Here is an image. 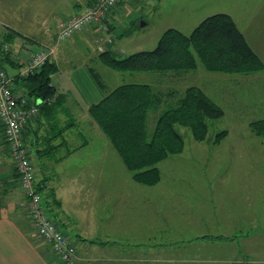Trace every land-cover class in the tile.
<instances>
[{"label": "crops", "instance_id": "1", "mask_svg": "<svg viewBox=\"0 0 264 264\" xmlns=\"http://www.w3.org/2000/svg\"><path fill=\"white\" fill-rule=\"evenodd\" d=\"M87 4L88 0H0V31L12 29L17 38L23 36L30 44L52 40L58 22L83 11ZM259 8L242 27L229 14L264 62V6ZM114 11L103 20L111 29L116 22ZM102 27L93 24L82 33L99 34ZM105 47L111 49L110 44ZM261 73L264 70L255 72V79ZM54 75L52 82L61 100L29 119L22 136L35 184L42 185L43 202L77 248L78 258L70 264H257V259L240 260L239 235L258 233L263 236L264 264V210L256 212L252 184L256 176L248 172V167L256 170L255 164L232 163L214 172L211 181H172L187 188L184 194L172 184L161 189L159 183L143 186L130 180H119L116 185L100 181L110 148L87 108L104 93L86 99L68 78L70 74L55 80ZM245 77L233 80H247ZM247 89L250 100L264 107V85ZM224 91H229L228 87ZM79 118L97 127L94 134L105 137L96 152H91L85 141L79 144L73 130ZM240 186L246 193L245 204H238L235 195ZM48 189L53 192L50 196ZM0 195V264H67L52 255L48 243L36 238L27 199L2 140ZM257 218H262V225H257Z\"/></svg>", "mask_w": 264, "mask_h": 264}, {"label": "rangeland", "instance_id": "2", "mask_svg": "<svg viewBox=\"0 0 264 264\" xmlns=\"http://www.w3.org/2000/svg\"><path fill=\"white\" fill-rule=\"evenodd\" d=\"M261 5L264 6V0H118L113 8L116 22L112 29L107 25L108 30L99 29V34H86L82 33L84 31L82 28L80 29L82 31L78 30L81 33L76 31L60 41H56L54 35L52 40L50 37L47 41L31 44L25 37L15 36L11 45L13 52H22L21 50L25 48L36 50L43 45H53L54 53L51 59L57 63L59 68L55 72L54 80L60 78L59 75L63 77V75L70 74L68 78L73 79L80 94L86 99L96 98V94H103L120 83L132 81L150 83L164 91L170 88L182 91L190 84L201 86L224 110L220 118L210 121L205 140H195L189 128L178 126L184 140L183 149L158 162L160 180L155 184L145 185L132 178L131 171L106 138L107 141H105L108 142L110 151L107 152V164L99 180L112 181L114 185L119 180H130L143 186H155L159 183L158 188L161 189L172 184L184 194L187 188L171 182H187L204 178L211 181L212 174L221 172L227 165L253 163L256 165V170L248 167V172L256 176V181L253 180L252 184L256 191L254 206L257 208L256 212L259 213L264 210V178L262 177L264 174V138L251 131L249 122L257 119V115L264 113L262 111L264 107L250 100L251 92L247 87L259 83L264 85V73L260 74L258 80L255 79L257 75L254 74L264 69L249 73H220L209 72L199 64L197 69L183 72L180 77H176L171 74L162 75L163 73L157 71L120 72L108 67L101 69L96 55L97 51H100L98 47L101 46L104 49L107 44H110L116 55L151 49L166 28L176 27L184 33H189L200 20L215 12L230 13L242 27V24L249 22L250 16L256 13ZM72 9L75 11L74 7ZM2 35L3 32L0 31V38ZM89 53V59L86 60ZM88 65L95 67L100 73V77L105 82V90L97 87L88 71ZM243 76H246L247 80H233V77L242 79ZM226 87L229 91H224ZM233 93L237 94L236 97H232ZM79 120L76 128L73 129L78 133L76 137L79 144L85 141L86 147L91 152H96L102 146L103 138L106 136L94 134L98 132L99 127L97 126V129V127L90 126L85 118H79ZM149 121V129H152L155 121L153 113L150 114ZM222 129H226L227 134L218 143H213L215 133ZM235 189H237L234 194L237 196L238 204H245L246 193L242 192L244 188L240 186ZM256 222H259L257 225L263 224L262 218H257ZM239 238L241 239L239 240L240 260L257 259V264H262L263 244H260L263 240L262 233L254 236L239 235Z\"/></svg>", "mask_w": 264, "mask_h": 264}, {"label": "trees", "instance_id": "3", "mask_svg": "<svg viewBox=\"0 0 264 264\" xmlns=\"http://www.w3.org/2000/svg\"><path fill=\"white\" fill-rule=\"evenodd\" d=\"M92 1L88 0V4ZM16 35L18 33L12 29L4 30L1 39L10 44V50L2 59L18 68L11 56V43ZM96 57L100 64L115 71H157L176 77L197 69L199 64L209 72L220 73H249L264 69V62L227 12L204 17L189 33L168 27L151 49L116 55L105 47ZM57 70V63L49 58L39 69L13 77V89L40 101L39 110L47 109L62 98L52 82V74ZM88 71L97 87L105 90V82L95 67L88 65ZM47 98L52 100L42 102ZM87 111L131 171L132 178L145 185L160 180L158 162L183 149L184 140L178 126L189 128L195 140L203 141L207 138L210 121L224 113L222 106L199 85H187L182 91L177 88L164 91L139 81L120 83L105 91L100 99L89 104ZM151 113L155 121L149 129ZM249 127L264 138V117L251 120ZM226 134V129L216 132L212 142L218 143ZM2 141L7 145L5 139ZM35 187L41 192L42 185L35 184ZM48 190L47 196L52 195L53 192Z\"/></svg>", "mask_w": 264, "mask_h": 264}, {"label": "built area", "instance_id": "4", "mask_svg": "<svg viewBox=\"0 0 264 264\" xmlns=\"http://www.w3.org/2000/svg\"><path fill=\"white\" fill-rule=\"evenodd\" d=\"M117 2L118 0H93L83 11L61 19L57 24L55 40L68 38L74 32L93 24H100L104 30H108L103 20ZM98 48L103 50L101 46ZM9 50L10 44L0 38V62ZM21 51H12L11 56L18 65L19 73L25 75L39 69L47 59L53 57L54 47L43 45L36 50L25 48ZM11 79L0 65V124L2 125L0 141L5 139L7 142L20 189L27 198V208L36 237L50 245L51 253L56 259L70 264L78 258L77 248L43 203L42 193L35 187L34 167L28 149L22 141L24 126L29 119L38 115L40 101L15 91ZM50 100L52 98L44 99L42 102H50Z\"/></svg>", "mask_w": 264, "mask_h": 264}, {"label": "water", "instance_id": "5", "mask_svg": "<svg viewBox=\"0 0 264 264\" xmlns=\"http://www.w3.org/2000/svg\"><path fill=\"white\" fill-rule=\"evenodd\" d=\"M0 65L2 68L5 69V71L7 72V74L9 75V77L13 78L15 77L17 74H19V70L18 68L13 67L12 65H10L8 62L5 61H1Z\"/></svg>", "mask_w": 264, "mask_h": 264}]
</instances>
